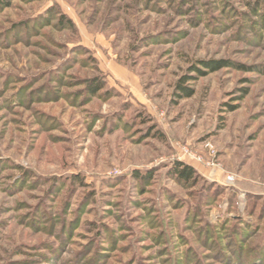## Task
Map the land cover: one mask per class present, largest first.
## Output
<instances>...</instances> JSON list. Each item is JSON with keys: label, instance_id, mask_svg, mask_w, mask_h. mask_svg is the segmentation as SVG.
Masks as SVG:
<instances>
[{"label": "rangeland", "instance_id": "obj_1", "mask_svg": "<svg viewBox=\"0 0 264 264\" xmlns=\"http://www.w3.org/2000/svg\"><path fill=\"white\" fill-rule=\"evenodd\" d=\"M0 264H264V0H0Z\"/></svg>", "mask_w": 264, "mask_h": 264}, {"label": "trees", "instance_id": "obj_2", "mask_svg": "<svg viewBox=\"0 0 264 264\" xmlns=\"http://www.w3.org/2000/svg\"><path fill=\"white\" fill-rule=\"evenodd\" d=\"M3 2V1H2ZM198 71H201L198 69ZM178 87L183 91L184 94H180L181 96L186 95L189 96L191 95V91L188 87L183 86L182 84H179ZM174 174L177 175L181 180H185L187 182H190L194 180L196 171L194 168L188 164H184L181 162H178L175 164L173 168ZM138 176V175H137Z\"/></svg>", "mask_w": 264, "mask_h": 264}, {"label": "built area", "instance_id": "obj_3", "mask_svg": "<svg viewBox=\"0 0 264 264\" xmlns=\"http://www.w3.org/2000/svg\"><path fill=\"white\" fill-rule=\"evenodd\" d=\"M229 179H230L231 181H234V177H233V176H229Z\"/></svg>", "mask_w": 264, "mask_h": 264}]
</instances>
